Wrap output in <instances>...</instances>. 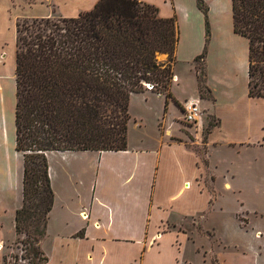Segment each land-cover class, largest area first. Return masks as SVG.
Returning a JSON list of instances; mask_svg holds the SVG:
<instances>
[{"label": "crops", "instance_id": "0c3cea01", "mask_svg": "<svg viewBox=\"0 0 264 264\" xmlns=\"http://www.w3.org/2000/svg\"><path fill=\"white\" fill-rule=\"evenodd\" d=\"M141 1L157 6L160 16L177 19L170 89L180 106L151 89L133 92L126 149L46 153L54 192L43 239L49 245L46 264H195L188 254L194 241L188 224L196 221L208 230L206 221L222 192L242 191V186L234 185L236 175L228 168L226 155L264 145V97L248 94L249 41L235 32L232 0H204L207 16L197 0ZM97 2L73 4L86 11ZM9 4L4 13L0 11V227L9 212L15 229L24 172L23 155L16 149V20L22 13L43 16L49 8L36 3L22 10L13 1ZM204 49V59L197 61ZM199 66L209 90L204 97ZM189 80L194 91L182 96L179 88L186 89ZM147 94L163 97L162 121L160 115L153 119L147 112L151 129L145 114L132 111L133 100ZM190 98L199 100L204 122L209 121L204 136L192 125L185 129L195 135L203 153L188 144L182 118L181 130L173 132L172 122L164 117L171 104L183 113L182 105ZM222 166L227 169L219 175ZM236 217L240 219V214Z\"/></svg>", "mask_w": 264, "mask_h": 264}, {"label": "trees", "instance_id": "16d2710c", "mask_svg": "<svg viewBox=\"0 0 264 264\" xmlns=\"http://www.w3.org/2000/svg\"><path fill=\"white\" fill-rule=\"evenodd\" d=\"M197 2L207 16L204 0ZM232 10L235 32L249 41L248 94L264 97V0H232ZM178 38L176 17L164 18L141 0H98L78 16L16 21V149L24 159L23 201L15 212V232L24 236L20 259L48 261L42 248L54 203L48 151L126 149L130 96L147 83L180 106L170 89ZM205 55L206 49L196 60ZM199 69L204 97L209 90Z\"/></svg>", "mask_w": 264, "mask_h": 264}, {"label": "rangeland", "instance_id": "374dc122", "mask_svg": "<svg viewBox=\"0 0 264 264\" xmlns=\"http://www.w3.org/2000/svg\"><path fill=\"white\" fill-rule=\"evenodd\" d=\"M12 1L22 10L36 3L44 4L49 8L48 13L43 16L22 13L18 19L50 17L54 20L83 11L76 6L77 4H73L77 0H0V11L4 13ZM81 8L84 9L85 6ZM167 57V54H163L161 59L165 60ZM172 79L174 80V76ZM146 88L150 90L149 87L146 86ZM179 89L183 96L185 93L194 91V85L189 80L186 89ZM141 97L138 101L133 100L132 111L145 114L146 123L151 129L153 121L147 112L154 115L153 119L160 115L162 121L163 97L154 94ZM262 111L264 112V101L262 102ZM164 117L168 124L172 122L173 132L181 130L180 118L183 119V113L179 107L171 104ZM182 122L184 123L183 120ZM182 128L185 130L188 126L184 123ZM208 128H210L209 121H205L202 136ZM184 137L189 145L199 146L195 142V135H192L191 132L185 130ZM198 150L203 153L204 148L199 146ZM225 158L230 163L228 168L231 167V172L236 175L235 187L242 186V191L222 192L221 197L215 203L216 211L206 221L208 230L196 221L188 224L190 239H194L188 246V254L195 264H219L224 261L226 264H245V260L248 261V264H264V145L244 148L240 154L230 152ZM226 169L225 166L219 167L218 174L225 173ZM236 213L240 214V219L236 217ZM23 237V235L16 234L14 216L7 212L0 227V264H28L27 260L20 259L24 252L23 244L19 242V238ZM42 248L49 257V245L46 240L42 241Z\"/></svg>", "mask_w": 264, "mask_h": 264}, {"label": "built area", "instance_id": "2783aa9c", "mask_svg": "<svg viewBox=\"0 0 264 264\" xmlns=\"http://www.w3.org/2000/svg\"><path fill=\"white\" fill-rule=\"evenodd\" d=\"M149 89L153 88V84H146ZM183 120L185 124L192 125L198 132L203 130V111L198 99H187L183 105Z\"/></svg>", "mask_w": 264, "mask_h": 264}, {"label": "water", "instance_id": "95a60500", "mask_svg": "<svg viewBox=\"0 0 264 264\" xmlns=\"http://www.w3.org/2000/svg\"><path fill=\"white\" fill-rule=\"evenodd\" d=\"M159 58H163V54H160V55H159Z\"/></svg>", "mask_w": 264, "mask_h": 264}]
</instances>
